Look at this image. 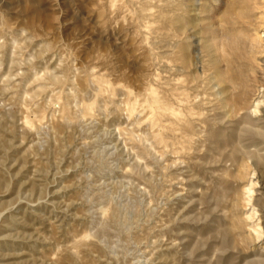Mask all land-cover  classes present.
<instances>
[{
    "label": "rangeland",
    "instance_id": "1",
    "mask_svg": "<svg viewBox=\"0 0 264 264\" xmlns=\"http://www.w3.org/2000/svg\"><path fill=\"white\" fill-rule=\"evenodd\" d=\"M0 264H264V0H0Z\"/></svg>",
    "mask_w": 264,
    "mask_h": 264
},
{
    "label": "bare ground",
    "instance_id": "2",
    "mask_svg": "<svg viewBox=\"0 0 264 264\" xmlns=\"http://www.w3.org/2000/svg\"><path fill=\"white\" fill-rule=\"evenodd\" d=\"M177 17V16H176ZM176 19V18H175ZM178 29V28H177ZM181 31V30H180ZM175 32H178V31H176L175 30ZM177 34V33H176ZM217 62V61H216ZM247 66V65H246ZM216 78V77H215ZM238 82L240 83V85H241V88H242V90L243 91H246V87H247V78L246 77H239L238 78ZM228 82V81H227Z\"/></svg>",
    "mask_w": 264,
    "mask_h": 264
}]
</instances>
